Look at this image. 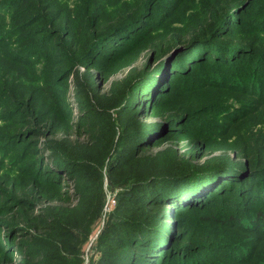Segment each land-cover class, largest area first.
<instances>
[{
    "label": "rangeland",
    "instance_id": "374dc122",
    "mask_svg": "<svg viewBox=\"0 0 264 264\" xmlns=\"http://www.w3.org/2000/svg\"><path fill=\"white\" fill-rule=\"evenodd\" d=\"M64 1H19L12 9L14 15L0 27L4 38L0 43V81L19 103L13 101L5 114L0 113V246L12 257L7 259L0 251V264H21L19 259L41 264H100L99 236L116 216L129 214L121 206V195L139 177L150 174L154 160H171V156L200 166L213 157L230 155L240 163L245 160L259 166L264 105L253 101L249 103L253 106L251 114L229 125L219 137L205 139L190 133L187 126H179L174 131L166 129L149 146L132 149L124 165L119 167L122 162L114 160L115 146L143 120L163 122L172 114L184 113L195 115L191 119L201 125L216 124L220 120L207 113L208 108L246 103L237 85L231 89L218 86L227 67L209 68L204 63L202 68H194L191 57L201 53V48L195 55H181L190 66L167 61L157 67L160 54L172 47L178 35L186 36L188 30L215 23L213 4L204 5L206 13L194 7L191 2L195 0H142L137 6L134 0ZM72 1L77 6L75 12H70ZM164 10L167 12L161 14ZM133 11H141L137 15H142V28L131 37L115 36L112 56L102 58L106 51L95 50L96 40L116 24L128 21L121 18L109 24L114 17L132 15ZM249 12L239 14L246 31L218 36L209 33L205 37L244 45L255 52L246 56L252 64L259 53L264 57V30H252L253 16L259 11ZM256 21L259 25V18ZM147 28L152 30L148 32ZM15 50L30 53L26 55L31 61H17ZM174 65L194 70L184 81L174 73L170 76L169 84L177 81L178 87H173L167 105L141 111L135 97L124 106L128 90L144 69H153V82L158 78L167 81ZM203 71L217 77L212 87L204 86ZM145 85L137 91L141 99ZM127 111L133 114L130 121ZM56 155L57 159L69 160V171L58 175V168L54 170L51 163ZM249 171L248 165L241 166L239 174L246 177ZM233 187V193H226L231 201H217L211 209L181 214L175 205L163 206L164 228H173L174 239L190 246L187 263L212 264L216 260L221 264H264V226L252 225L258 229L253 232L240 229L235 218L255 208L243 212L235 195L237 185ZM229 209L234 211L233 217ZM150 213L151 217L158 215V211ZM211 213L225 223L212 220L208 216ZM205 216L208 219H203ZM239 252L244 258H236ZM58 253L63 254L61 259Z\"/></svg>",
    "mask_w": 264,
    "mask_h": 264
},
{
    "label": "trees",
    "instance_id": "16d2710c",
    "mask_svg": "<svg viewBox=\"0 0 264 264\" xmlns=\"http://www.w3.org/2000/svg\"><path fill=\"white\" fill-rule=\"evenodd\" d=\"M19 1L22 0H0V27L5 24L8 17L14 15L11 13L12 9ZM179 1L180 0H178V2ZM64 2H66V4L68 3L67 0ZM134 2L137 6L143 1L134 0ZM191 3L195 8L206 13H208V11L207 9L204 10V5L207 6L208 3L213 4L214 10L216 11V18L213 20L215 23L208 28L205 26L203 29L188 30L186 36L178 35L177 38L171 42L172 47H170L168 51L160 54L162 58L158 60L157 67L160 68L163 66V63L167 61V63L171 61L172 63H178L181 67H185L188 63L183 62L180 58L181 55L185 52H191L195 55L197 49L201 48V53L198 52L194 57H191V64L193 63V66H195L194 68H202V64L204 63L208 65L209 68H214L218 65H220V68L227 67V71H225L224 76L221 77L222 83L218 86L231 89L233 85H237L236 90H239L241 94H243L242 97L246 100V103L232 105L231 107H229V105L221 106L217 109L208 108L207 113L216 115L220 120V122L216 124L204 122V124L201 125L197 121L191 119L195 118V115L192 116L184 113L172 114L163 122L145 120L139 122L138 126L130 132L128 135L129 137H124L125 140L119 142L115 146L113 154L114 160L116 162H122L118 164L119 167L126 163L127 160L125 157L130 155L129 153L132 149H140L144 146L153 144L156 142V136L164 134L166 129L174 131L179 126H187L189 132L192 134H200L205 137V139L215 138L224 133V129L229 125L240 122L251 114L250 112L253 111V106L249 104L251 101L258 102L259 105H264V57L259 53V58L255 60L257 62L250 64L246 56H253L255 52L248 50L244 45L235 42L217 41L213 38L207 39L205 37L207 35L209 36V33L211 36H218L221 35V33H225L224 35H226L235 31H240V29H245L242 27L245 21L240 15L246 14L248 10L250 11L249 13H253V10L256 8L259 12L255 13L253 16L254 21L251 23V28L255 30L259 27V32L260 30H264V0H195ZM72 7L73 10L70 12H75L77 6L74 1H72ZM172 8H168L167 10H171ZM165 12L167 11L164 10L161 14ZM125 13L128 14L129 12ZM138 13L133 11L131 13L132 15H124L123 17L121 14H118L110 21L109 24L112 22L116 23L121 20V18H126L125 21L128 20L116 24L106 34H104V32V35L96 40V42H98V47H96L95 50L99 51V53H104L106 51L104 53L105 57L102 58L112 56L111 54H113V51L110 49L113 46L115 36L122 34L125 37H131L130 35L133 33L138 34L137 32L142 28L139 24V18L142 15H137ZM257 18H259V25L256 21ZM246 21L251 22V19H247ZM185 24H188L187 21H185ZM148 29L149 28H147V30ZM151 30L152 29H149L148 32ZM219 30L220 33L218 32ZM244 31H246V29ZM110 40H112V42H110ZM2 41H4V38L0 33V43H2ZM212 45L214 47H211ZM202 47L208 50L206 51ZM173 49H176V51L171 52ZM15 53L14 58L17 61H31L30 57L26 55L30 53H21V51L17 53L16 50ZM211 53L214 54L213 57L211 59L210 57L206 59L205 56L207 57ZM191 69V67H187L186 70L185 68L179 69L178 65H174V67L170 68L167 81H165L164 78H158L154 82L152 81L154 78L152 77L154 74H152L153 69L148 71L144 69V72L142 71L143 74L140 75V77H136L133 81L134 83L128 90L124 99V106H128L131 100L134 101L135 97V100H138V108H140L141 111L144 109L147 110L148 108L156 109L167 105L172 99L173 87H178L177 81L169 84L170 76L174 73V76H180L184 81V78L190 77L189 74L191 72L189 71ZM234 70L236 72L235 74ZM203 73L204 76H206L207 82L204 86L212 87V83L215 82L217 77L214 79L213 75L209 76V74L213 73H209L208 71H203ZM192 81H190L189 84H191ZM186 82L187 81H185V83ZM1 84L2 81H0V113L5 114L9 104L11 105L13 101L16 105L19 103L8 91L9 87ZM144 84H146L143 87V90L146 87V91L143 93L145 100L141 99L140 95L137 96V91L140 86ZM186 84V86H188V83ZM152 87H154V89ZM152 89L153 93H151ZM223 94L224 92H222V95ZM240 99L241 102L244 101L242 98ZM141 100H144V103H142ZM126 115V118L130 121L133 114L127 111ZM199 125L200 128L198 127ZM192 129H198V131H193ZM261 135H264V131L261 132ZM259 148H261V151L259 152V166L257 167L247 164L248 162L245 160L242 163L235 161L234 157L230 155L213 157L200 166L191 165L187 160H177V162L176 159L171 156H169L172 158L171 160H154L151 165L150 174L139 177L138 181L133 183L132 186L126 190L127 193L125 192L121 195V206L130 212L127 215L120 214L116 216L113 223L108 225L107 230L105 229L99 236L98 248L101 247V250H99L100 255L98 263L157 264L158 260H160L158 264H199L197 261L187 263V258L189 257L186 254V250L190 248V246L187 244L183 246L180 240L174 239L173 236L175 233L173 232V228L172 230H169L167 227L164 228L165 215L163 206L169 204L175 205V208L180 209L181 214L189 211L202 210V208L204 209L206 207H210L211 209L217 205V201H231V197L226 195V193L234 192V184L237 185L235 195L239 199L238 204L242 207V211L246 212L245 210H247L246 208L248 207L255 208L253 212H246L247 215L244 217L235 218V221L240 224L239 226L242 230L252 232L258 231V229L253 228L252 225L258 224L260 227L264 226V151H262L264 150V142L259 144ZM56 152H58V150ZM57 158L59 157L56 155V158H54V161L51 163L54 170L56 167L58 168V175L69 171V160L66 158ZM115 161L114 163H116ZM218 161L219 163H217ZM246 165L249 166L250 171L246 177H242L239 174L240 167ZM230 182H232V185H228ZM150 210H152L153 213L158 211V215H155V217L149 216V214H151ZM229 210L231 211L230 216L233 217L234 214L232 215V213L234 211L231 209ZM218 211L219 209L214 211L215 214H217ZM250 213H253L254 217L251 216ZM208 216L212 218V220L217 219L216 221L222 224L225 223L223 220L220 221V217L213 215V213ZM213 217L215 219H213ZM203 219H208V217L205 216ZM52 242H54V240H52ZM0 251L1 254L4 255L3 257L7 259L12 258L7 254L5 247L2 250L0 246ZM241 253L242 252H239L236 258H244ZM57 256L61 259L63 254L58 253ZM200 259L201 257L197 258V260ZM19 261L21 264H41L39 261L36 263L33 261V263H31L26 259H19ZM215 261L216 260H214L212 264H221ZM204 263L205 261L201 264Z\"/></svg>",
    "mask_w": 264,
    "mask_h": 264
}]
</instances>
